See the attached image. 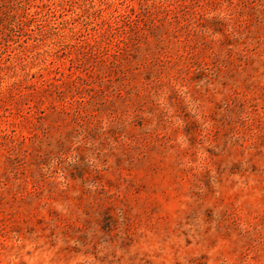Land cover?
I'll use <instances>...</instances> for the list:
<instances>
[{
    "label": "rangeland",
    "instance_id": "1",
    "mask_svg": "<svg viewBox=\"0 0 264 264\" xmlns=\"http://www.w3.org/2000/svg\"><path fill=\"white\" fill-rule=\"evenodd\" d=\"M0 264H264V0H0Z\"/></svg>",
    "mask_w": 264,
    "mask_h": 264
}]
</instances>
